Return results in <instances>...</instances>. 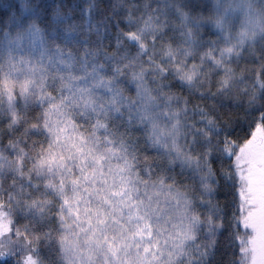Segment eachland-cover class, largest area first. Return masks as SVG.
Wrapping results in <instances>:
<instances>
[{
    "label": "snow or ice",
    "instance_id": "obj_1",
    "mask_svg": "<svg viewBox=\"0 0 264 264\" xmlns=\"http://www.w3.org/2000/svg\"><path fill=\"white\" fill-rule=\"evenodd\" d=\"M0 264H264V0H0Z\"/></svg>",
    "mask_w": 264,
    "mask_h": 264
}]
</instances>
